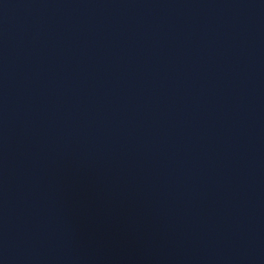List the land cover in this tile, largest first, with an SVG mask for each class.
I'll return each mask as SVG.
<instances>
[{"label":"water","instance_id":"95a60500","mask_svg":"<svg viewBox=\"0 0 264 264\" xmlns=\"http://www.w3.org/2000/svg\"><path fill=\"white\" fill-rule=\"evenodd\" d=\"M0 264H264V0H0Z\"/></svg>","mask_w":264,"mask_h":264}]
</instances>
